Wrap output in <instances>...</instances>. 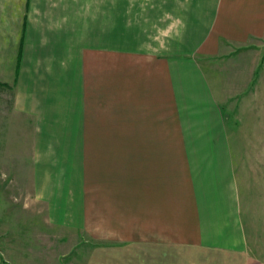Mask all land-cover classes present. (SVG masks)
Listing matches in <instances>:
<instances>
[{
    "label": "crops",
    "instance_id": "crops-1",
    "mask_svg": "<svg viewBox=\"0 0 264 264\" xmlns=\"http://www.w3.org/2000/svg\"><path fill=\"white\" fill-rule=\"evenodd\" d=\"M78 4L0 0V90L55 149L27 161L34 199L54 226L88 211L107 264H264V186L241 195L202 61L264 35V0H142L138 42L92 39Z\"/></svg>",
    "mask_w": 264,
    "mask_h": 264
},
{
    "label": "rangeland",
    "instance_id": "rangeland-1",
    "mask_svg": "<svg viewBox=\"0 0 264 264\" xmlns=\"http://www.w3.org/2000/svg\"><path fill=\"white\" fill-rule=\"evenodd\" d=\"M77 1L82 26L97 33L92 39L101 38L112 25L114 38L123 39L126 34V39L138 42L137 28H153L154 15L143 16L142 0ZM202 61L219 104L232 115L226 132L241 195H248L246 189L264 186V35L245 44L227 43L224 51ZM11 93L7 87L0 90V258L8 264H107L104 244L90 235L88 211L80 227L54 226L58 212L49 214L34 199L30 177L38 167L33 159L53 155L55 149L41 152L44 138H36L41 137L40 131L27 135L26 114H9ZM73 216L67 213V223H79Z\"/></svg>",
    "mask_w": 264,
    "mask_h": 264
}]
</instances>
